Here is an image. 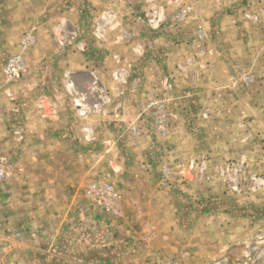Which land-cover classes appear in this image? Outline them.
I'll return each instance as SVG.
<instances>
[{"label":"crops","instance_id":"crops-1","mask_svg":"<svg viewBox=\"0 0 264 264\" xmlns=\"http://www.w3.org/2000/svg\"><path fill=\"white\" fill-rule=\"evenodd\" d=\"M57 3L63 11L62 24L80 33L83 47L67 51L66 65L61 68L69 80L62 87L56 84V90L67 95L64 106L60 101L66 112L57 111L56 106L55 113L40 116L35 127L25 121L21 133L25 139H34V144L44 140V149L56 157L64 150L74 155L70 163L73 173L61 189L57 184H44L37 190L36 198L49 203L50 210L35 211L23 220L19 218L23 224L18 228H7L8 251L0 248L4 253L0 264H130L170 257L179 264H206L190 252L186 257L172 251L153 254L150 246L140 247L144 242L124 226L123 220L96 209L86 190L107 164L90 166V161L85 162L89 154L85 146L91 138H109L114 141L106 153H117L121 138L131 137L130 153L142 157L147 163L143 168L149 169L150 154L161 150L166 158L160 167L184 174L193 158L199 160L196 171L200 166L209 171L220 169L230 159L242 157L240 162L253 167L256 162L250 163V153L264 147V0H247V5L243 0ZM202 31L205 40L201 39ZM245 76L253 78L249 86L242 82ZM74 94L82 98L75 99ZM89 94L98 99L89 101ZM153 99L164 101L168 113L165 133L156 125L150 108ZM75 103L98 108L99 122L94 124L92 114H76ZM246 146L252 152L240 149ZM121 152L129 155L122 148L118 153L122 158ZM258 153L256 168L262 171L264 150L260 148ZM119 160L109 162L108 173L124 174L125 162ZM99 181L116 187L106 177ZM214 215L212 218L228 223L221 228L222 234L217 232L218 253L208 251L206 258L228 264L225 251L234 244V234L229 232L234 228L229 223L242 217L225 212ZM225 233L227 237H221Z\"/></svg>","mask_w":264,"mask_h":264},{"label":"rangeland","instance_id":"rangeland-1","mask_svg":"<svg viewBox=\"0 0 264 264\" xmlns=\"http://www.w3.org/2000/svg\"><path fill=\"white\" fill-rule=\"evenodd\" d=\"M243 2L247 5V0ZM58 6L57 0H0V242L5 244L0 248L7 251V228H18L23 224L22 220L35 211L50 210L49 203L39 200L40 196L36 198L37 190L44 184H57L61 189L73 173L70 163L74 155L64 150L57 156L60 160L55 162L57 157L44 149V140L38 139L34 144V139H25L21 133L25 121L35 127L39 117L54 114L56 106L57 111L66 112L63 106L67 95L57 91L56 84L60 83L62 87L69 80L61 67L66 65L67 51L71 48L82 50V38L77 30L62 24L63 11ZM17 57L23 58L25 68L11 76L8 65ZM73 97L82 98L81 94ZM87 97L91 102L98 99L94 94ZM74 110L79 116L92 114L94 124L99 122L98 108H83L75 103ZM102 140L91 138L89 146H85L89 150L85 162L90 161V166L96 162L107 164L89 184L106 177L122 196L130 193L125 200L122 197L118 219L124 221V226L142 244L144 242L141 248L150 246L156 255H167L172 251L186 257L192 253L203 258L206 264H218L216 260L206 258V252L218 253L217 232L222 234L221 228L224 230L228 222L212 217H215L214 213L225 212L242 217L229 223V227L234 228L229 231L234 234V244L225 251L228 264H264V170L256 168L260 159L258 149L264 150V147L250 153V163L256 162L253 167L248 168L244 161L240 162L245 158L241 156L239 160L230 159L220 169L209 171L200 166L201 169L196 171L199 160L193 158L188 172L169 170V179L164 180L165 169L160 166L166 156L161 150L150 154L151 167L148 169L142 167L147 163L140 155L130 153L131 137H122L119 141L122 144L118 145L119 151L123 148L129 154L121 152L123 158L118 155V149L117 153H106V147L113 139ZM76 143L82 149L80 140ZM240 149L252 152L247 146ZM203 159L205 162L206 158ZM113 160L125 162L123 175L108 173L106 169ZM75 174L79 175L78 172ZM28 195H34V198H28ZM227 234L221 237L226 238ZM199 239H202L201 249ZM196 244L199 248L192 251ZM63 250L67 251L66 248ZM143 252L147 253L146 250ZM1 254L4 255L0 250ZM107 256L113 257L111 253ZM61 262L59 264H67Z\"/></svg>","mask_w":264,"mask_h":264},{"label":"built area","instance_id":"built-area-1","mask_svg":"<svg viewBox=\"0 0 264 264\" xmlns=\"http://www.w3.org/2000/svg\"><path fill=\"white\" fill-rule=\"evenodd\" d=\"M187 11H183V14H186ZM201 39L205 40L206 36L203 31L201 33ZM82 47V46H81ZM83 48V47H82ZM25 63L22 57H17L8 65V72L11 76L17 75L24 70ZM242 82L245 86H249L253 82V78L250 76H245L242 79ZM150 108L154 110L156 115V125L161 130L162 133L166 132L168 126V113L166 111L164 101L159 99H153L150 102ZM164 180L169 179V169L165 168L163 173ZM87 198L94 203L96 208L102 210L106 214H109L112 217L118 218L121 215V202L122 196L116 189V187L107 182L96 181L89 184L86 190ZM130 264H179L178 259L174 257L160 259L156 261L152 260H142L137 262H132Z\"/></svg>","mask_w":264,"mask_h":264}]
</instances>
